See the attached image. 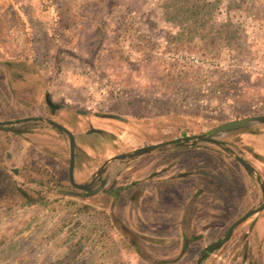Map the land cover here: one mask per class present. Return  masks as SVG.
<instances>
[{
	"label": "rangeland",
	"instance_id": "1",
	"mask_svg": "<svg viewBox=\"0 0 264 264\" xmlns=\"http://www.w3.org/2000/svg\"><path fill=\"white\" fill-rule=\"evenodd\" d=\"M203 4L221 14L217 22L185 18ZM0 66V118L10 117L3 107L10 85L29 110L48 95L71 111L74 131L90 125L107 133L110 144L79 165L81 182L111 156L264 117V0H0ZM48 138L49 157L40 159L47 167L13 179L36 205H0V264H195L202 248L259 200L254 181L216 146L191 141L140 155L119 180L142 182L135 201L118 210L139 238L142 249H133L113 227L109 199L42 187L64 183L67 171L65 149ZM219 140L264 181V123ZM149 175L156 177L146 181ZM29 181L40 196L24 185ZM255 217L245 256L226 244L203 264H264V213ZM185 218L197 236L183 250ZM241 227L242 234L248 224Z\"/></svg>",
	"mask_w": 264,
	"mask_h": 264
},
{
	"label": "flooded vegetation",
	"instance_id": "2",
	"mask_svg": "<svg viewBox=\"0 0 264 264\" xmlns=\"http://www.w3.org/2000/svg\"><path fill=\"white\" fill-rule=\"evenodd\" d=\"M2 66H0L1 68ZM13 66L7 65V67L11 70ZM14 68V67H13ZM15 69V68H14ZM9 70V71H10ZM8 71V72H9ZM7 70L5 71V73ZM9 74L6 73L5 78L8 80L11 78ZM13 78H18L19 76H16L12 74ZM16 80V79H15ZM7 90H9V105L5 103V100H3V107L4 109H10V117H1L0 118V166L2 164H9L14 163L16 161V165L14 167L9 166L10 170L14 169V171H9L7 177L12 180V175L15 174L18 176V173L23 175V173L26 174H36V168H42L39 164L42 166L44 165L43 162L40 161V159L49 157L46 155L48 153V145L50 144L49 136L54 135L56 137V140L59 141L60 146H63L65 149V154L67 158V171L66 175L63 179L64 183H58V182H50V186H48L47 183L42 184V187L45 188L46 192L50 191V193H60L61 195L73 197V198H89L94 196H103L107 199H109V216L111 219V222L113 223V227L117 229V231L124 235L126 239L130 242L133 249H142L139 238L130 230H128L123 223L119 220V206L125 205L127 203H132L135 201V199L140 195L141 193V187L139 185L142 182L139 181H129L124 184H119L120 177L124 174L125 169L127 168L125 165L127 163H131L135 158L139 157L136 156L135 158H123V159H116L113 161H109L110 159L120 156V155H128L130 153H123L115 156H111L107 159H105L103 162H101L85 179H83L81 182H78L76 180V174L77 171H79V165L82 164L85 159H88V153H94L96 151H103L108 144L107 133L103 131L102 129L94 128L88 125L85 129H83L81 132L74 131L70 124L68 123L69 120L72 117L71 111L67 107H65L62 103L56 104L53 103L48 95H44L43 100L40 102H32L31 110L27 107V105H22L20 100L17 99L16 96H14L13 91L10 89V85L7 87ZM2 102V101H1ZM33 109V110H32ZM19 110L20 113H25L23 115L16 116L15 112ZM240 121V120H239ZM56 124L58 127L52 125L51 123ZM255 122L257 123H264L260 122L259 119H249L246 121V123L238 128H229L222 131H217V128L214 129V134L210 136L202 135L204 138H213L219 142H221L219 139L222 135H231L237 132H245L250 126L254 125ZM225 124V123H224ZM223 125V124H222ZM69 135L72 138L73 141V148H72V177L73 182L76 185L80 186H86V189L79 190L76 188H73L68 180V169L70 165V140ZM198 143L208 144L215 146L211 143H205L201 140H198ZM222 145H225L230 151H232L234 154H236L240 159L243 161L249 162L245 160L242 156H240L233 148L230 146H227L225 143L221 142ZM10 146L13 147V152H10ZM184 144H174L172 148H182ZM56 151V150H55ZM222 151V150H221ZM134 152V151H133ZM132 152V153H133ZM226 155H228L226 152L222 151ZM22 155H19V154ZM20 156L17 157V156ZM231 157L230 155H228ZM60 157L59 154H56L54 158ZM232 158V157H231ZM234 161L237 162L234 158H232ZM52 161V159H51ZM45 165L44 167H47V162L44 161ZM104 168L99 171L100 167L102 165ZM238 163V162H237ZM250 165V164H249ZM251 166V165H250ZM36 167V168H35ZM247 177L250 180H253L256 186L258 187V191L260 193L259 200L255 204V207L250 208L249 210L245 211L240 217H238L236 220H234L229 225L225 226L222 235L219 239L216 241H212L211 243H208L206 246L202 248L200 251L197 259L200 258V263L203 264L205 259L214 253L215 251L223 248L226 244L229 248L232 244L234 248L237 249H244L243 253L245 256V249H249L248 247V237L254 236L256 234V231L258 230V225L256 224L255 216H259L260 214L264 213V206L263 208L256 212L255 214H252L244 223L240 224L239 226L235 227L234 229H230L233 223H235L238 219H240L243 215H245L247 212L251 210H256L259 207L262 206L264 203V195L259 188L255 176L257 175L264 184V181L262 177L259 175V173L254 169L255 174L252 175L248 171L245 170L242 166H240ZM13 172V174H12ZM44 174H48V171H44ZM6 175V174H5ZM156 176L149 175L148 179L153 180ZM15 180V179H14ZM143 181V182H146ZM24 183V182H23ZM22 184V182L20 183ZM13 185L16 188V191L20 198L24 201L26 204H33L36 205V201L33 200V198L28 195V192L23 193V191L20 189L19 185L13 181ZM24 185H29V190H31V193L35 194L36 197L40 196L37 191H32V188H36L37 183L35 181H29L24 183ZM65 187L66 191L63 189H60V187ZM41 187V186H40ZM59 188V189H56ZM151 189V188H150ZM244 224H248L247 231L240 233V228ZM179 229L182 233V235L185 238V241L183 242V250L188 246L190 243L194 242L195 237L197 236L194 234V231L188 224V219H182L179 225ZM239 233V234H238ZM229 234L228 240L224 242L225 238ZM206 249V250H205ZM246 260L245 258L243 259ZM197 264V260L196 263Z\"/></svg>",
	"mask_w": 264,
	"mask_h": 264
},
{
	"label": "water",
	"instance_id": "3",
	"mask_svg": "<svg viewBox=\"0 0 264 264\" xmlns=\"http://www.w3.org/2000/svg\"><path fill=\"white\" fill-rule=\"evenodd\" d=\"M255 119H259L260 122H264V117L261 118H255ZM249 119H245V120H240V121H232V122H227L223 125H220L217 128V131H222V130H226L229 128H238L243 126L246 121H248ZM51 123V122H50ZM52 125L58 127L59 129H61L59 126H57L54 123H51ZM69 140H70V151H71V155H70V165H69V169H68V180L70 185L73 188L79 189V190H84L86 189V186H80V185H76L73 182V177H72V167H73V163H72V148H73V141L71 136L69 135ZM198 140H201L202 142L205 143H211L213 145H215L216 147H218L219 149H221L222 151L226 152L228 155H230L232 158H234L235 160H237L238 164L240 166H242L243 168H245L246 171H248L250 174L254 175L255 171L254 169L245 161H243L242 159H240L236 154H234L232 151H230L226 146H223L221 144V142L213 139V138H204L202 135L196 136V137H184L182 139H178V140H174V141H168V142H163V143H159L156 145H151V146H146L140 149L135 150L133 153H130L128 155H120L117 157H114L112 159H110L109 161H113L116 159H123V158H135L136 156H140V155H144L147 153H153V152H158L160 150H165L167 147H171L174 144H178V143H188L192 141V144H194L195 142H197ZM106 165V163L104 165H102L99 169V171H101L104 166ZM255 180L259 186V188L261 189L263 195H264V184L262 183V181H260L259 177L256 175L255 176ZM264 206V203L262 204L261 207H259L256 210H251L249 212H247L245 215H243L240 219H238L235 223H233V225L231 226L230 229H234L235 227L239 226L240 224L244 223L252 214H255L256 212L260 211ZM229 234L227 235V237L225 238L224 242L228 240ZM206 250V249H205ZM200 263V258L197 259V264Z\"/></svg>",
	"mask_w": 264,
	"mask_h": 264
},
{
	"label": "crops",
	"instance_id": "4",
	"mask_svg": "<svg viewBox=\"0 0 264 264\" xmlns=\"http://www.w3.org/2000/svg\"><path fill=\"white\" fill-rule=\"evenodd\" d=\"M10 152H13V147L10 146ZM17 157L20 158V156L18 155ZM9 171H14V169L9 168V164H2V166H0V186L2 189V193L0 194V205L2 206H7V205H19L21 206H34L33 204H26L22 202V199H17V200H13V201H9L8 200V193L10 191V193L15 192L16 188L13 185V179L17 178L18 180H20V177L22 176L21 174L18 173V176H16L15 174H13L12 172V180H10V178H8L7 174L10 173ZM6 174V175H5ZM19 198V196H17ZM4 201V202H3ZM2 202V203H1ZM5 204V205H4Z\"/></svg>",
	"mask_w": 264,
	"mask_h": 264
},
{
	"label": "trees",
	"instance_id": "5",
	"mask_svg": "<svg viewBox=\"0 0 264 264\" xmlns=\"http://www.w3.org/2000/svg\"><path fill=\"white\" fill-rule=\"evenodd\" d=\"M205 4L201 5L199 9H197V11H194V6H192L191 8H188L185 12V18H188V21L190 20H194L193 23H203L205 26L209 24V22H206L207 20H209V17L212 16L214 18L212 23L217 22V19L221 16L220 13H218V15L215 13V11H213L211 14L209 13V10L206 12L205 8H204ZM175 7V6H173ZM220 12V11H219ZM226 15V14H225ZM180 13H175V18L179 17ZM216 16V17H215ZM231 17V15L229 16ZM205 22V23H204ZM89 208L87 207H83V210H81L82 213H85V211H88ZM80 241V239L78 240Z\"/></svg>",
	"mask_w": 264,
	"mask_h": 264
}]
</instances>
